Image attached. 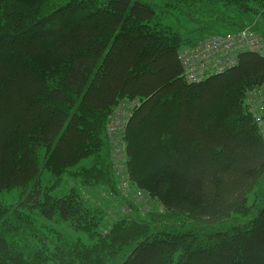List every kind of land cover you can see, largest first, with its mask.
Masks as SVG:
<instances>
[{"label":"trees","instance_id":"1","mask_svg":"<svg viewBox=\"0 0 264 264\" xmlns=\"http://www.w3.org/2000/svg\"><path fill=\"white\" fill-rule=\"evenodd\" d=\"M244 27L264 0H0V264H264V53L194 81L178 58Z\"/></svg>","mask_w":264,"mask_h":264},{"label":"rangeland","instance_id":"2","mask_svg":"<svg viewBox=\"0 0 264 264\" xmlns=\"http://www.w3.org/2000/svg\"><path fill=\"white\" fill-rule=\"evenodd\" d=\"M235 34V32L228 31L207 38L204 49H212L211 55L213 58L209 62H198L195 65L197 77H202L210 73L209 70L211 69L213 64L217 68L216 71L219 72H222L225 67L229 68L232 65H235V63L237 62V57L242 51H239L234 47L233 40ZM191 59L192 55L189 56V61H191ZM253 95L254 93H252V96ZM137 104V100L124 98L111 110V112L107 116L105 136L109 147V163L112 172L119 176L123 168L126 154L124 130L127 120ZM261 109L264 112V100ZM42 152L43 150H41V153ZM51 179V174L45 171L42 175L41 185L45 186L49 184L52 181ZM60 183L65 189H68L72 184L68 178ZM99 196H101V193H98L96 195L97 198H99ZM103 197L105 198L107 196Z\"/></svg>","mask_w":264,"mask_h":264},{"label":"built area","instance_id":"3","mask_svg":"<svg viewBox=\"0 0 264 264\" xmlns=\"http://www.w3.org/2000/svg\"><path fill=\"white\" fill-rule=\"evenodd\" d=\"M206 42H207V39L201 40L197 44L192 46L191 48L184 47L185 49L182 48L178 52V58L180 60L181 66L183 68L184 75H185L186 79L189 81L198 80V79L207 75L206 74L202 77H197L196 76L197 72H196V67H195V65L198 62H201V63L209 62L213 58L211 55L212 49H209V50L204 49ZM233 44H234V47L239 51L249 49V50H255V51H260V52L264 53V40H263V38L258 36L253 31H251L249 28H244V29L239 30L234 36ZM190 55H192L191 61H189ZM225 68H227V67H225ZM216 70H217V68L213 64L211 69L209 70V72L210 73L219 72ZM210 73H208V74H210ZM263 100H264V87H263V92H262L261 96H258L257 99L255 97L251 96V99H250L251 105L249 106V108L252 111V113H255L257 110L262 111L261 107L263 105ZM261 126H262V130L264 132V118L261 122ZM136 198H137V200H142V201L147 200V197L144 196L140 192H137Z\"/></svg>","mask_w":264,"mask_h":264}]
</instances>
